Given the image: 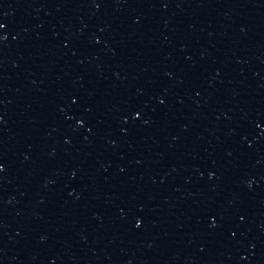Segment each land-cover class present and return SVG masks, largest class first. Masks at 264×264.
<instances>
[{
  "label": "water",
  "instance_id": "95a60500",
  "mask_svg": "<svg viewBox=\"0 0 264 264\" xmlns=\"http://www.w3.org/2000/svg\"><path fill=\"white\" fill-rule=\"evenodd\" d=\"M0 264H264V0H0Z\"/></svg>",
  "mask_w": 264,
  "mask_h": 264
}]
</instances>
